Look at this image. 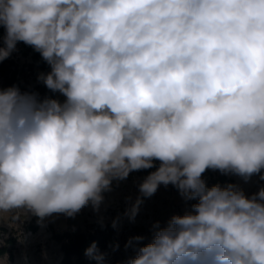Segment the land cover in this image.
I'll list each match as a JSON object with an SVG mask.
<instances>
[{"label": "clouds", "instance_id": "clouds-1", "mask_svg": "<svg viewBox=\"0 0 264 264\" xmlns=\"http://www.w3.org/2000/svg\"><path fill=\"white\" fill-rule=\"evenodd\" d=\"M0 26V62L32 47L66 97L0 88V213L99 212L159 161L128 219L161 185L197 202L131 238L128 264H264V187L202 179L264 180V0H0ZM85 255L104 259L95 242Z\"/></svg>", "mask_w": 264, "mask_h": 264}, {"label": "rangeland", "instance_id": "rangeland-1", "mask_svg": "<svg viewBox=\"0 0 264 264\" xmlns=\"http://www.w3.org/2000/svg\"><path fill=\"white\" fill-rule=\"evenodd\" d=\"M4 34H0L2 38ZM32 47L18 42L16 50L11 53V59L18 67L23 63H30V52ZM38 75V72H37ZM32 83V77L29 78ZM219 171L207 170L202 179L206 185L221 175ZM226 182L237 184L251 196L259 188L264 187V180L259 175H254L248 182L233 174H223ZM143 180L136 175H130L123 181H113L112 191L105 192L104 203L99 212L93 211L92 207L83 208L74 218L66 217L62 214H54L40 221L38 217L27 213L25 210H15L8 213H0V231L4 228L0 236L3 238L13 236L16 243L13 248L12 260L0 257V264H58L61 260V252L58 243L52 239V232L63 233L65 231H85L96 227H102L111 217H118V224L111 245L104 254L103 261L91 264H128V261L135 257V241L133 246L126 247L128 241L136 236H143L145 239L141 244H147L152 239L153 225L159 221L161 226L166 225L173 215H183L191 209V205L197 201H185L178 190L172 186L161 185L158 191L150 198H143L139 213L134 221H130L125 215L140 195L138 190L139 183ZM18 215V219L13 216ZM36 224L35 231L25 230L24 225Z\"/></svg>", "mask_w": 264, "mask_h": 264}, {"label": "trees", "instance_id": "trees-1", "mask_svg": "<svg viewBox=\"0 0 264 264\" xmlns=\"http://www.w3.org/2000/svg\"><path fill=\"white\" fill-rule=\"evenodd\" d=\"M0 34H5V29L0 26ZM0 46H2V38L0 37ZM30 63H23L19 67L9 58L0 62V88H8L13 85L18 86L22 92L30 91L39 94L40 99L50 97L57 99L61 103L64 102V97L59 92H52L47 89L45 85L38 80V76L41 73H48L50 66L42 59L40 54L34 49L30 52ZM38 72V75H37ZM32 77V83L29 81ZM159 161H154L156 167L159 166ZM156 167L152 169L134 171L129 174L136 175L140 178L146 177L150 172L155 171ZM128 176V177H129ZM226 182L225 175H217L208 187L216 184H223ZM114 222L118 224V217L113 216L109 221H106L102 227H96L92 230L85 231H65L63 233L52 232V239L59 245L61 252V260L58 264H91L97 262L95 259H90L85 255L86 249H88L93 242L96 243L99 252H103L108 249L112 243V239L115 233ZM25 230L35 231L37 229L36 224L24 225ZM5 230L1 228L2 232ZM1 236V233H0ZM16 243V238L13 236L5 237L0 242V257H6L8 260H12L13 248Z\"/></svg>", "mask_w": 264, "mask_h": 264}]
</instances>
